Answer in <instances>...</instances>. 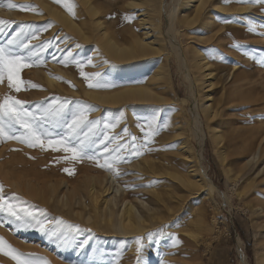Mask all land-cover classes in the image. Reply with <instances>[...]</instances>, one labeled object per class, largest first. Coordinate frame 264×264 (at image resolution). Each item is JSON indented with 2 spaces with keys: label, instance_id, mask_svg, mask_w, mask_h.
<instances>
[{
  "label": "rangeland",
  "instance_id": "1",
  "mask_svg": "<svg viewBox=\"0 0 264 264\" xmlns=\"http://www.w3.org/2000/svg\"><path fill=\"white\" fill-rule=\"evenodd\" d=\"M89 2L97 10L93 18L77 0H0V20L9 22L0 26V46L22 27L25 33H37L31 39L36 55L21 71L22 79L31 83L16 92L5 78L0 82V102L9 95L26 102L40 120L41 130L50 134L43 137L45 144L49 138L67 136L65 120L86 106L85 118L92 124L69 141H88L89 152L100 157L99 164L104 163L106 155L112 168L98 166L95 159L73 160L72 153L62 147L54 151L51 147H29L15 139L0 140L3 195L51 221L46 228L54 230L42 233L18 228L7 215L0 214V237L32 264H137L143 258L149 264H255V236L258 231L260 235L264 232V63L260 62L264 59V0H209L201 17L188 27L179 20L183 9L178 3L164 0L160 28L165 52L170 54L128 62L114 61L105 53L93 22L99 19L108 34L125 45L141 35L135 9L127 5L128 0ZM9 4L35 8H10ZM43 4L83 25L87 38L81 39L50 16ZM246 4L253 7L241 9ZM77 6L82 16L73 11ZM192 48L206 57L215 73L211 93L217 114L208 122L200 106L202 91L193 82L195 75L189 64ZM18 51L28 55L22 49ZM161 65L167 74L152 79ZM50 78L52 85L47 82ZM89 83L97 86L90 88ZM147 83L161 100L110 104L95 101L86 93H109ZM60 108L63 118L46 115ZM106 122L110 127L105 128ZM209 126L221 131L220 146L210 139ZM157 127L159 133L153 135ZM15 134L23 135L24 129L17 126ZM104 137L111 138L105 141L106 148L94 142ZM183 142L192 147L193 161L186 158ZM133 148L142 154L134 153ZM220 148L225 153L223 160L218 157ZM254 151V161H248ZM143 159L152 164L150 169L140 165ZM192 165L201 168L217 191L206 195L203 189L186 184V178L193 177ZM108 174L118 187L116 196L124 195L135 203L140 198L155 210L152 217L146 214L149 223L130 236L102 219L107 213L103 200L115 192H102L110 185L105 179ZM92 175L98 176L97 190H102L96 200L87 185ZM154 190L160 191L166 202L157 201L151 192ZM115 206L113 211L122 209L121 202ZM142 212L146 213L144 209ZM157 232L159 235H153L149 242L148 234ZM137 237L144 238L139 254ZM85 239L88 245L78 247ZM129 244L133 245L131 250ZM260 246V251L264 250V244ZM0 264L16 261L0 254Z\"/></svg>",
  "mask_w": 264,
  "mask_h": 264
},
{
  "label": "bare ground",
  "instance_id": "2",
  "mask_svg": "<svg viewBox=\"0 0 264 264\" xmlns=\"http://www.w3.org/2000/svg\"><path fill=\"white\" fill-rule=\"evenodd\" d=\"M77 1L80 3L81 8L86 10V12L89 14L91 18H93L97 14L96 8L89 2V0H77ZM175 1L183 9L180 12L181 19L179 20L185 26L188 27V25L193 23L196 19H198V17L199 18L201 17V14H203L202 12H204L203 10L205 4L209 0H175ZM127 5L135 9L137 13L138 25L141 30V35L137 37L134 36V38L128 44L125 45L122 43L120 44L108 34L102 22L99 19H95L93 24L95 25V29H96V38L98 39V41L102 43L105 53L110 58H112L114 61L117 62H128L134 60L135 58L136 59L141 57L145 58L147 56H152V55L155 56L163 52L166 54H170L169 51L165 52L166 50L165 40L162 36L161 28H160L161 20L159 18V15L163 12L164 10L163 8H165L164 5L166 4L164 0H128ZM215 5L221 6L220 3L218 2H216ZM252 7L253 6L251 4H246V6L242 7L241 9H250ZM42 8H44L45 11L50 14V16H53L58 21L62 22V24L67 29L77 33L81 37V39L87 38V32L84 26L76 24L74 20L66 13L48 4H43ZM81 8H79V6L75 7V10L73 11H75L76 15L78 14L79 16H82L83 12L81 11ZM169 23H171V27H172L173 21ZM189 52H190L189 64L195 75L193 82H195L198 85V88L200 89L198 91L200 92L202 91V94L199 96L200 106L204 118L206 122H208L209 120L213 119L217 114V108L215 107L216 106L215 99L212 97V93H211V88L213 89V86L215 85V73L210 63L207 61L206 57L203 54H201L199 50L192 48L189 49ZM164 68L165 67H163L162 65L159 66L158 71L153 73L152 79H159L162 76L164 77L167 74L166 73L164 75L163 73L164 72L163 70H165ZM47 82L52 85L53 80L50 78L47 79ZM149 85L150 84L147 83L140 86H123L109 93L94 92V91L86 92V93L91 98H93V100L95 99V101L110 103V104H118L129 101L144 102V101L161 100L160 96L157 95ZM181 101H184V99H181ZM208 131H209L210 139L215 144V146H220L221 142L223 141L221 131L210 126L208 127ZM183 144H184L183 147L185 148L184 152L186 154V158L189 161L194 159L195 153L193 152L192 147L188 146L184 142ZM260 147L261 146H258L256 149V152L258 154L260 153V149H261ZM256 152L254 151L253 156L248 161H254L256 157L255 154H257ZM224 156H225L224 150H221V148L218 149V157L221 160H223ZM140 165L143 168H146V170L152 167V164L147 159H143ZM262 171L264 172V167ZM190 172L192 173L193 177H191L188 180H187L188 177L186 178V182H187L186 184H189L188 186L192 185L194 187L199 188L200 190L203 189L206 192V195H210L214 191H217L215 185L206 177L205 173L201 170V168L192 165ZM94 176L92 179H90V182L87 185L89 187L90 194L93 196L92 199L96 200L98 198L97 194H99L100 192L99 190L101 189L98 188L99 190H97L96 182H99L100 180L97 178L98 176L97 177ZM105 179L108 181L110 185L108 187L103 188V191L102 190L101 191L103 193H112L113 190H115V192L114 194L110 195L109 198H105L103 200V204L105 207L104 210H106L107 213H104L102 215V219L108 221L109 224H113V226L115 225L116 230L121 234H125V235L126 234L129 235L131 233L133 234L134 230L136 232L137 229L145 225L144 223H149L148 222L149 219L146 214L148 215L150 214L151 217L153 216L152 214L155 213V210L152 208V206L149 205L144 200H141L140 198H139L140 200L139 199L137 200L139 204L138 205L137 202L136 203L132 202L131 200L127 199V197L124 195L116 196L118 187H114L113 185V182L115 181L113 176L108 174L105 177ZM183 179L185 180V178ZM183 179L181 178V180ZM109 188L111 189V191H109ZM151 192L155 194L157 201H159L160 203L166 202L165 198L161 195L160 191L154 190ZM117 202H121L122 209L116 212L113 210ZM140 205L142 206V209H144L146 213L142 212V209H140L139 207ZM140 230L142 233V229ZM261 232L262 235H260V231H258L259 235L255 236V244H254L256 247L255 264H264V250L260 251V247H261L260 245L264 244V234H263L264 232L263 231ZM132 246H133L132 244H129L130 250L132 249ZM240 253L243 254L241 251ZM243 256L245 257V255ZM141 264H149V262H147V259L143 258L141 260Z\"/></svg>",
  "mask_w": 264,
  "mask_h": 264
},
{
  "label": "snow or ice",
  "instance_id": "3",
  "mask_svg": "<svg viewBox=\"0 0 264 264\" xmlns=\"http://www.w3.org/2000/svg\"><path fill=\"white\" fill-rule=\"evenodd\" d=\"M57 3H60L61 0H56ZM242 2H254L259 3L261 0H242ZM10 8L20 7L23 9L34 10L35 6L33 5H14L9 4ZM9 23L8 21L0 20V26ZM0 32H3V27H0ZM36 32H27L25 33L24 28L22 27L19 32L16 33L11 39L7 41V44L0 46V82H3L5 78L7 79L8 86L10 89H14L16 92L25 90V85L30 84L31 82H26L21 77L22 69L29 67L31 59L35 57V48L31 45V39L36 38ZM23 50L28 55L21 54L18 50ZM264 63V59L260 61ZM84 76V73H81ZM95 76L99 77L100 73H95ZM35 86V85H33ZM92 83L88 84V87H94ZM111 86V85H108ZM79 103V102H77ZM86 106H81L77 109L76 112L71 114L70 120H65V127L67 129V136L61 139H52L47 140V144L43 139L44 136H49L50 134L40 128V120L35 114H33L27 107L26 102L16 99L13 96H5L0 102V140L15 139L21 143L28 144L29 147L39 146L43 149L51 147L54 151L62 150L66 153H72V159H95L98 162V166L104 167L108 170H112L111 163L108 161L107 156L105 155L104 163L99 164L100 157L94 155V153L89 152V142L83 139H78L76 143H70L69 137L76 136L78 131H82L84 127L91 125V121H87L85 118ZM46 115L51 116L53 119L63 118L64 112L63 109L53 110L52 112H47ZM24 129V134L17 136L15 134L16 128ZM114 126V125H111ZM151 126V123L150 125ZM110 127L106 122L105 128ZM159 128L153 129V135L159 133ZM88 131L91 132L92 128L89 127ZM124 131H127L125 129ZM87 135V134H86ZM133 137V141H135ZM111 138L104 137L103 140L94 141L98 143H103L104 147H107L105 141L110 142ZM116 151L115 149L112 150ZM134 153H139L138 150L133 148ZM65 172H69L68 169H64ZM69 174H71L69 172ZM0 214H5L11 219L17 227L23 228H33L42 233H48L54 231L53 229L46 228V223L51 221H45L40 216H37L34 212L29 211L27 208L22 207L20 204L12 203L5 198L3 195V185H0ZM61 223H64L61 221ZM67 227H74L72 225H67ZM153 235H159V232L156 234L149 233L148 241H153ZM170 236L175 240L176 237L173 234ZM137 244V253H142L144 238L137 237L134 238ZM158 242V241H156ZM89 241L87 239L78 243V247L85 248L88 245ZM0 254L8 255L10 258L16 261V264H32V261L27 259H22L17 250L13 249L11 245H8L3 237H0ZM45 264H48L45 261ZM137 264H141V261L138 260Z\"/></svg>",
  "mask_w": 264,
  "mask_h": 264
}]
</instances>
